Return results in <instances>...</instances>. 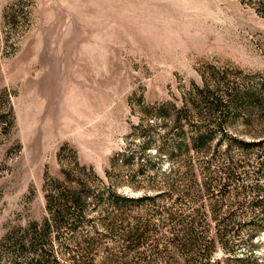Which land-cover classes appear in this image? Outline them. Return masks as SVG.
<instances>
[{
    "label": "rangeland",
    "instance_id": "374dc122",
    "mask_svg": "<svg viewBox=\"0 0 264 264\" xmlns=\"http://www.w3.org/2000/svg\"><path fill=\"white\" fill-rule=\"evenodd\" d=\"M263 72L264 0H0V242L47 215L45 181L84 166L120 192L154 195L125 208L156 223L145 252L155 240L162 251L188 215L216 264H264V145L220 136L257 140L264 118L219 126L197 95L208 86L225 108ZM197 127L213 130L209 144L169 153L176 132ZM169 249L160 255L183 261Z\"/></svg>",
    "mask_w": 264,
    "mask_h": 264
},
{
    "label": "trees",
    "instance_id": "16d2710c",
    "mask_svg": "<svg viewBox=\"0 0 264 264\" xmlns=\"http://www.w3.org/2000/svg\"><path fill=\"white\" fill-rule=\"evenodd\" d=\"M228 94L224 108L221 99H213L217 104H213V100L209 101L214 94L208 86L197 87V95L205 104L208 114L214 111L219 113V126L224 120L226 123L228 118H235L237 115H241L247 123L251 121L252 115L264 118V72L259 75L254 86ZM181 112L182 109L179 108L177 114H180L175 120H179ZM175 134L177 137L172 138L174 141L169 153L180 150L183 145L186 152L197 151L209 144L214 136L213 130L208 127H197L187 139L182 131ZM220 136L225 137L229 145L235 143L241 148L264 145V136L257 140H246L228 130H224ZM144 138L142 137V148H149L151 139ZM165 140L158 143V150L155 149V152L164 149ZM124 154L119 153L122 158ZM113 159L112 161L115 160ZM63 172V180L51 178L44 183L47 215L39 221L31 220L26 227L9 232L1 240L0 245L5 243L6 246L9 243V247H12L8 264H216L207 251L211 240L194 230L193 217L188 219L186 215L180 219L174 234L167 237L170 239L167 240L168 247L164 246L160 251L158 241L155 240L156 245L152 242L148 244L149 251L152 252L147 253V248L141 246L147 242L148 227L156 223L140 219L132 222L127 218L125 208L144 200H153L154 195L133 196L120 192L110 179H98L92 171L87 173L84 166L77 168L78 175L75 177H71L73 175H70V170ZM106 176L108 177V173ZM93 177L99 180L100 185L92 187L88 179ZM260 201H264V196L257 203ZM168 210L164 211L168 214L166 219L172 221L173 214L170 215L168 212L171 211ZM172 226L174 225L170 227ZM261 228H264V224ZM170 246L172 250L169 249ZM167 249L168 254L173 251L184 255L183 261H177L172 255L161 256ZM130 252L135 254L133 258L127 257Z\"/></svg>",
    "mask_w": 264,
    "mask_h": 264
}]
</instances>
